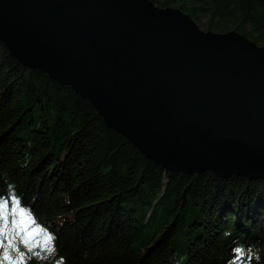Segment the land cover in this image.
<instances>
[{"label": "trees", "instance_id": "16d2710c", "mask_svg": "<svg viewBox=\"0 0 264 264\" xmlns=\"http://www.w3.org/2000/svg\"><path fill=\"white\" fill-rule=\"evenodd\" d=\"M190 2L177 6L194 21L193 10L208 15L206 30L226 25L264 45V0ZM28 216L41 230L35 239L20 221ZM49 242L66 264H227L237 244L264 260V180L165 170L89 100L0 41V250L25 253L6 264H47L28 260L27 249L43 255Z\"/></svg>", "mask_w": 264, "mask_h": 264}, {"label": "water", "instance_id": "95a60500", "mask_svg": "<svg viewBox=\"0 0 264 264\" xmlns=\"http://www.w3.org/2000/svg\"><path fill=\"white\" fill-rule=\"evenodd\" d=\"M0 41L165 170L264 180V45L150 0H0Z\"/></svg>", "mask_w": 264, "mask_h": 264}, {"label": "clouds", "instance_id": "9594fccd", "mask_svg": "<svg viewBox=\"0 0 264 264\" xmlns=\"http://www.w3.org/2000/svg\"><path fill=\"white\" fill-rule=\"evenodd\" d=\"M6 179V178H5ZM8 188L14 193L15 185L12 183L8 184ZM13 198L19 201V197L13 195ZM230 232H225L224 235H230ZM51 237L50 241H55L54 235H49ZM28 251V260L32 258H36L38 262L46 261L47 264H66L65 258L63 256H59L55 244L49 242L46 245V251H44L43 255L40 252L32 251V248L29 247ZM15 255L17 260L23 261L25 257V253L21 252L15 244L12 245L11 249L4 248L0 250V264H6V261L11 259V255ZM227 264H264V260H262L261 249L256 247H247L244 245L237 244L236 247L232 249L231 259L227 261Z\"/></svg>", "mask_w": 264, "mask_h": 264}, {"label": "rangeland", "instance_id": "374dc122", "mask_svg": "<svg viewBox=\"0 0 264 264\" xmlns=\"http://www.w3.org/2000/svg\"><path fill=\"white\" fill-rule=\"evenodd\" d=\"M179 1H181V0H176V2H175L171 7L179 8V7L177 6V5H179ZM185 1L187 2V4H185L186 8H189V7L192 6V5H191L192 3L190 2V0H188V1L185 0ZM179 9H180V8H179ZM193 15H194V19H195L196 24H197L202 30L207 31V30H206V29H207V26H208L209 23H210L209 16L206 15L205 13H203V12H199L198 10H196V11L193 10ZM219 19H220V20H219ZM221 20H223V19H221V18H219V17H218V19H214V21L212 22V25H214V24H216V23H218V22H222ZM223 21H224V20H223ZM222 23H223V22H222ZM214 26H215V25H214ZM226 28H227L226 25H223V26L218 27L219 31H221V32H218V33H224V32H227V31H231V30H229V29L226 30ZM209 31H210V30H209ZM258 45H262V44H258ZM20 221H24V223H21V224H22L24 230H26L27 234L30 236V238L35 239L36 232L33 233L34 228L31 227V225H30V221H28V219H27V218H24V217H23V218H20ZM30 233H32V234H30Z\"/></svg>", "mask_w": 264, "mask_h": 264}, {"label": "snow or ice", "instance_id": "6c2138e0", "mask_svg": "<svg viewBox=\"0 0 264 264\" xmlns=\"http://www.w3.org/2000/svg\"><path fill=\"white\" fill-rule=\"evenodd\" d=\"M4 207H6V205H4ZM25 215H26V214H25L24 212H21V216H25ZM27 219H28V221H31V217H30V216H28ZM21 223H24V221H21ZM39 231H41V230H40V229H34V230H33V233H35V232H39ZM30 234H32V233H30ZM50 240H51V237L48 236V235H45V241L48 242V241H50ZM24 243H25V244L28 243V239H27V238H25Z\"/></svg>", "mask_w": 264, "mask_h": 264}]
</instances>
